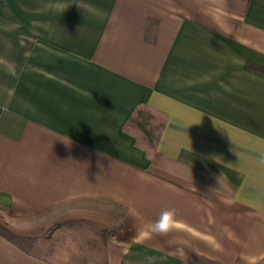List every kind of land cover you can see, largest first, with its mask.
<instances>
[{
	"label": "crops",
	"instance_id": "1",
	"mask_svg": "<svg viewBox=\"0 0 264 264\" xmlns=\"http://www.w3.org/2000/svg\"><path fill=\"white\" fill-rule=\"evenodd\" d=\"M262 69L264 0H0V264H264Z\"/></svg>",
	"mask_w": 264,
	"mask_h": 264
},
{
	"label": "rangeland",
	"instance_id": "2",
	"mask_svg": "<svg viewBox=\"0 0 264 264\" xmlns=\"http://www.w3.org/2000/svg\"><path fill=\"white\" fill-rule=\"evenodd\" d=\"M36 245L43 250H49L55 244L71 243L74 241V245L82 240L86 241L98 240L96 232L92 226L80 222H67L62 225L61 229L56 225H52L45 228L42 234L34 238ZM33 245L30 247L32 248Z\"/></svg>",
	"mask_w": 264,
	"mask_h": 264
},
{
	"label": "clouds",
	"instance_id": "3",
	"mask_svg": "<svg viewBox=\"0 0 264 264\" xmlns=\"http://www.w3.org/2000/svg\"><path fill=\"white\" fill-rule=\"evenodd\" d=\"M181 222L177 218L175 209H167L160 213L159 217L151 222L146 228L141 229L140 236L147 240L153 236H165L176 230ZM149 264L155 257H147Z\"/></svg>",
	"mask_w": 264,
	"mask_h": 264
},
{
	"label": "trees",
	"instance_id": "4",
	"mask_svg": "<svg viewBox=\"0 0 264 264\" xmlns=\"http://www.w3.org/2000/svg\"><path fill=\"white\" fill-rule=\"evenodd\" d=\"M264 71V69H262ZM141 111H138V114L140 113ZM137 114V115H138ZM137 119V118H136ZM139 121L137 122L143 129L144 133L148 136L149 139L151 138H154L152 137V133H151V128H150V125H148L146 122L148 121H145L144 119L140 121V118L138 117ZM137 121V120H136Z\"/></svg>",
	"mask_w": 264,
	"mask_h": 264
}]
</instances>
